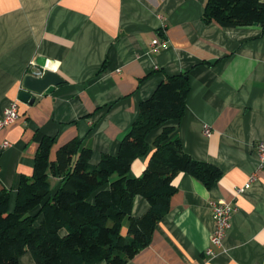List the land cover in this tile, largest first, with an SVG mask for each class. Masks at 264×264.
Wrapping results in <instances>:
<instances>
[{
	"label": "crops",
	"instance_id": "0c3cea01",
	"mask_svg": "<svg viewBox=\"0 0 264 264\" xmlns=\"http://www.w3.org/2000/svg\"><path fill=\"white\" fill-rule=\"evenodd\" d=\"M207 3L0 0V114L12 102L19 108L18 120L0 129V144H12L0 150V190L11 191L12 205L22 177L33 176L44 137L56 139L51 161L79 138L97 164L104 154H117L140 103L168 76L187 73L185 115L169 125L193 159L219 167L223 176L209 189L189 174L177 175L169 212L150 244L126 264H264V165L257 151L264 142V26L208 23ZM156 39L167 46L154 50ZM39 57L64 82L25 103L23 82L39 72ZM151 155L133 161L131 177L143 174ZM50 181L56 190L60 179ZM222 200L234 212L218 246L211 243V204ZM148 209L138 196L134 215ZM20 264L36 263L26 253Z\"/></svg>",
	"mask_w": 264,
	"mask_h": 264
},
{
	"label": "trees",
	"instance_id": "16d2710c",
	"mask_svg": "<svg viewBox=\"0 0 264 264\" xmlns=\"http://www.w3.org/2000/svg\"><path fill=\"white\" fill-rule=\"evenodd\" d=\"M204 20L224 28L264 26V0H208ZM190 90L187 73L168 76L140 103L117 154H104L97 164L79 138L59 148L51 161L56 139L44 137L33 176L22 177L13 205L11 191L0 190V264H20L26 253L36 264H126L150 244L169 212L177 175L215 186L222 170L193 159L169 125L185 115ZM151 152L142 176L131 177L133 161ZM51 176L60 179L56 190ZM138 196L149 203L140 217L133 213Z\"/></svg>",
	"mask_w": 264,
	"mask_h": 264
},
{
	"label": "built area",
	"instance_id": "2783aa9c",
	"mask_svg": "<svg viewBox=\"0 0 264 264\" xmlns=\"http://www.w3.org/2000/svg\"><path fill=\"white\" fill-rule=\"evenodd\" d=\"M167 46L166 40H154L153 47L154 50H158L160 48H165ZM47 67V66H46ZM46 69V68H44ZM19 108L17 102H12L11 105L0 114V129L5 128L13 123H15L19 118ZM204 132L206 135H210L211 129L209 126H205ZM12 144L8 141L0 144V150H5L11 147ZM257 151L259 153L261 166L264 165V142H260L257 145ZM212 212L213 219L215 222V230L211 236V243L213 245H221L223 240L231 226V220L233 217V207L226 201L220 202H212ZM212 254V250L208 251Z\"/></svg>",
	"mask_w": 264,
	"mask_h": 264
},
{
	"label": "water",
	"instance_id": "95a60500",
	"mask_svg": "<svg viewBox=\"0 0 264 264\" xmlns=\"http://www.w3.org/2000/svg\"><path fill=\"white\" fill-rule=\"evenodd\" d=\"M46 58L37 59L38 71L25 77L23 89L20 92V100L34 104V95H46L54 91L55 87L64 82L60 75L46 67ZM46 68V69H44Z\"/></svg>",
	"mask_w": 264,
	"mask_h": 264
},
{
	"label": "clouds",
	"instance_id": "9594fccd",
	"mask_svg": "<svg viewBox=\"0 0 264 264\" xmlns=\"http://www.w3.org/2000/svg\"><path fill=\"white\" fill-rule=\"evenodd\" d=\"M57 66H58V62H57ZM134 174L137 176V177H139L140 176V172H134Z\"/></svg>",
	"mask_w": 264,
	"mask_h": 264
},
{
	"label": "rangeland",
	"instance_id": "374dc122",
	"mask_svg": "<svg viewBox=\"0 0 264 264\" xmlns=\"http://www.w3.org/2000/svg\"><path fill=\"white\" fill-rule=\"evenodd\" d=\"M142 176V175H141ZM115 178H113V179H116L117 177H116V175L114 176ZM140 177V176H139Z\"/></svg>",
	"mask_w": 264,
	"mask_h": 264
}]
</instances>
